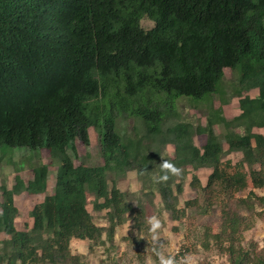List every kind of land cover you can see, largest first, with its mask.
<instances>
[{"label": "trees", "instance_id": "trees-1", "mask_svg": "<svg viewBox=\"0 0 264 264\" xmlns=\"http://www.w3.org/2000/svg\"><path fill=\"white\" fill-rule=\"evenodd\" d=\"M144 18L153 23L147 30ZM225 69L239 87L232 118L208 102H222ZM251 90L256 96L240 94ZM179 99L207 103L202 126L182 121ZM255 129L264 131V0H0V165L46 150L56 166L50 193L47 164L34 166L26 185L17 177L12 188L0 185V264H82L72 241H87L89 251L112 244L126 218L140 232L147 202L133 205L115 185L129 170L173 221L217 211L218 230L204 246L211 242L227 264H264L243 245L253 217L264 219V195H239L247 188L240 167L253 189H264V133ZM92 130L101 163L75 165L77 142L87 146ZM227 156L239 158L233 172ZM165 161L179 175L166 173ZM200 168L203 181L190 173ZM185 182L196 196L179 207ZM22 191L43 199L18 228ZM92 212H104L106 224Z\"/></svg>", "mask_w": 264, "mask_h": 264}, {"label": "rangeland", "instance_id": "rangeland-1", "mask_svg": "<svg viewBox=\"0 0 264 264\" xmlns=\"http://www.w3.org/2000/svg\"><path fill=\"white\" fill-rule=\"evenodd\" d=\"M140 25L144 30L153 26L149 19H142ZM236 77L233 72L228 69L224 70L223 76V91L224 96L222 102L214 97L210 98L211 107L213 109H220L223 116L232 118L239 113L238 97L234 91H238L239 87L235 85ZM241 92V91H240ZM256 91L241 92L242 96L249 97L256 96ZM241 96V97H242ZM207 105V103H205ZM195 106L187 99H179L177 107L183 122H187L194 127L202 126L206 118V110L203 105ZM206 107V106H205ZM264 133L263 130H256ZM89 144L87 146L78 144V157L74 163H80L91 166L101 163L99 157L98 137L95 130L89 132ZM194 143L201 146L204 143L203 136L194 138ZM168 156H173V148L166 146L162 149ZM230 156L223 159L225 161ZM239 159V158H238ZM237 157L231 159L230 172H233V165ZM233 161V162H232ZM14 166H9L5 162L0 165V185L8 188L16 183V177L26 185L32 180V168L37 164L49 165V177L47 181L46 193H50L54 185L53 175L56 166L51 162L49 153L46 150H41L35 157H31L28 153L14 154ZM238 169V168H237ZM245 176L247 188L239 194L244 196L249 190H253L257 195H264V189H253L250 185L248 177V170L239 168ZM190 173H197V175L204 180L206 169L200 168ZM189 178V174L187 179ZM115 185L118 191L127 195V200L133 205L137 201H144L146 203V214L144 219V227L140 232L131 229V221L126 218V222L115 228V234L112 244L107 243L103 246L97 245L91 251L88 250L87 241H72L70 249L73 254L82 256V264H161V258L165 261L171 260L172 264H227L226 256L219 250L215 249L211 242L208 248L204 245L207 242L206 233H215L218 230V212L212 209L208 215L201 216L196 219L182 221H173L169 214L163 210L159 195L146 196L141 189L140 181L134 170L125 172L122 176L116 178ZM183 191L179 195V207L183 206V201L192 199L196 194L188 187L187 182L183 184ZM43 195H32L26 191L14 197L15 206L18 209V216L16 226L23 228L25 225H30L31 221L27 216L29 209L36 203L41 202ZM88 209L91 210L90 203ZM93 220L97 225L104 226V212L93 213ZM244 215V211L242 212ZM155 217L159 221L160 227L154 232L150 220ZM133 231V236H139L142 239L141 247L136 248L131 235L128 231ZM139 233V234H138ZM155 237V239L153 238ZM243 245L245 247L254 245V253L259 252V256H264V219L254 216L252 226L243 232ZM153 247H156L158 255L153 256ZM155 257V258H154Z\"/></svg>", "mask_w": 264, "mask_h": 264}, {"label": "clouds", "instance_id": "clouds-1", "mask_svg": "<svg viewBox=\"0 0 264 264\" xmlns=\"http://www.w3.org/2000/svg\"><path fill=\"white\" fill-rule=\"evenodd\" d=\"M162 169L166 172V173H171L173 175H179L180 173V170L175 167V165L165 161L163 164H162ZM168 175L165 174L161 177V180L163 181H166L168 179ZM150 223L152 224V230L155 232L156 229H158L160 227V224H159V221H157L155 219V217H153L151 220H150ZM155 239V237H153ZM161 264H172V261L171 260H167L165 261L163 258H161Z\"/></svg>", "mask_w": 264, "mask_h": 264}]
</instances>
